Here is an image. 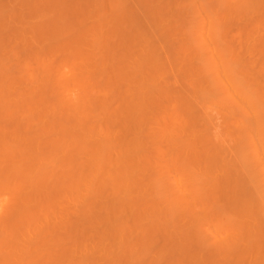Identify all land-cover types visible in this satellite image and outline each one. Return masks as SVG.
I'll list each match as a JSON object with an SVG mask.
<instances>
[{"label":"bare ground","instance_id":"bare-ground-1","mask_svg":"<svg viewBox=\"0 0 264 264\" xmlns=\"http://www.w3.org/2000/svg\"><path fill=\"white\" fill-rule=\"evenodd\" d=\"M0 264H264V0H0Z\"/></svg>","mask_w":264,"mask_h":264}]
</instances>
